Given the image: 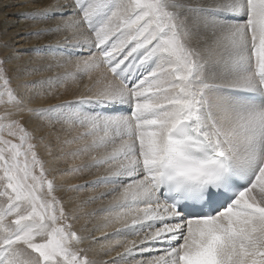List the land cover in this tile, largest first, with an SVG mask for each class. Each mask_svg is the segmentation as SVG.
<instances>
[{
	"label": "snow or ice",
	"instance_id": "snow-or-ice-1",
	"mask_svg": "<svg viewBox=\"0 0 264 264\" xmlns=\"http://www.w3.org/2000/svg\"><path fill=\"white\" fill-rule=\"evenodd\" d=\"M57 16L31 35L63 43L36 51L47 70H74L31 87L90 83L22 107L0 59V106L49 129L0 114V264H98L90 252L116 248L99 264H264V0H68L28 19ZM38 144L57 161L90 157L73 173L105 169L93 183L111 199L83 214L87 235Z\"/></svg>",
	"mask_w": 264,
	"mask_h": 264
},
{
	"label": "bare ground",
	"instance_id": "bare-ground-1",
	"mask_svg": "<svg viewBox=\"0 0 264 264\" xmlns=\"http://www.w3.org/2000/svg\"><path fill=\"white\" fill-rule=\"evenodd\" d=\"M66 3H68V0H0V57L6 61L4 66L11 80L12 87L24 101L22 107L41 108L73 100L82 94L85 91V85L90 83L87 76H85L79 81V86L68 82L64 87L57 86L52 95L45 94L44 96L37 95L36 93L39 91L47 93V89H33L31 87V82L33 81L47 80L55 76V74L66 70H74V61L72 64L67 65L66 68L47 70L46 65L53 61L44 52L36 51L48 45H54L58 41L63 43L66 33L48 34L39 38L31 35V33L41 28L55 27L60 17L57 16L47 23H38L28 19V14L36 12L39 9L50 5ZM25 73L31 74L26 75ZM95 76L96 73H93V79H95ZM26 84L28 87H25ZM10 109L19 118L21 116V118L26 120L27 125L35 135L39 136L42 133L43 135L49 133L48 128H42L41 122L31 117L26 111H18L14 107H10ZM15 115L14 117H17ZM40 148L39 145L38 149ZM43 152L48 155L46 150ZM89 160L90 157L87 156L80 159L65 156L59 161L54 156H45L44 159L45 167L48 169L50 176L56 181V195L64 202L66 210L70 213L74 212L77 215V219L72 221V223L74 230L81 236L87 235V230L84 226L88 218L83 214L90 213L106 205L111 199L110 197L104 199L96 198L99 197L101 192L106 190L103 185L93 183L99 176L105 174L104 168H93L77 173L69 171V169L75 166L88 163ZM78 185H83L84 187L68 190L71 186ZM87 227H91V222L88 223ZM104 231H112V228L110 227ZM100 234V232L92 233V235L97 237ZM128 239H133V237H129ZM84 246H88L87 241ZM93 247L95 248V246ZM119 251H122V249L116 248L111 253L102 255L97 250H94L89 253V256L97 260L99 264L102 260L111 259ZM148 256L149 254L145 253L143 258L146 259ZM136 258L140 259L142 257L137 256Z\"/></svg>",
	"mask_w": 264,
	"mask_h": 264
},
{
	"label": "rangeland",
	"instance_id": "rangeland-1",
	"mask_svg": "<svg viewBox=\"0 0 264 264\" xmlns=\"http://www.w3.org/2000/svg\"><path fill=\"white\" fill-rule=\"evenodd\" d=\"M0 59H3V58H1L0 57ZM8 75V74H7ZM56 75V74H55ZM9 77V76H8ZM45 107H47V106H45ZM12 110H14L13 108H12ZM5 111H9V113H12L11 112V109H10V106L9 107H5V106H0V114H3ZM15 115V114H14ZM14 115H12L10 118L11 119H18V120H20V122L28 129V130H32L28 125H27V122H26V120L25 119H23V118H21V116H20V118L17 116V115H15V116H17V117H14ZM37 135V134H36ZM41 135H43V133L41 134ZM38 136V135H37ZM40 136V135H39ZM40 149H38L39 148V144H38V147H37V151H38V154L40 155V157L44 160L45 159V156L47 157V156H49V155H46L43 151L44 150H46V148L44 147H42V145H40ZM43 150V151H42ZM47 151V150H46ZM41 152V153H40ZM48 176H49V178H53L52 176H50V174H49V172H48ZM55 181V180H54ZM56 182V181H55Z\"/></svg>",
	"mask_w": 264,
	"mask_h": 264
}]
</instances>
